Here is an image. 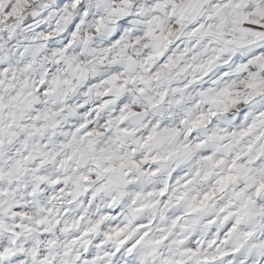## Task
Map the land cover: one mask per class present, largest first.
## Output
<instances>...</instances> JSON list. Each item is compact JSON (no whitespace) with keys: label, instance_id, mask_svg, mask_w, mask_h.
Segmentation results:
<instances>
[{"label":"clouds","instance_id":"9594fccd","mask_svg":"<svg viewBox=\"0 0 264 264\" xmlns=\"http://www.w3.org/2000/svg\"><path fill=\"white\" fill-rule=\"evenodd\" d=\"M0 264H264V0H0Z\"/></svg>","mask_w":264,"mask_h":264}]
</instances>
